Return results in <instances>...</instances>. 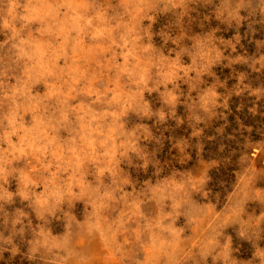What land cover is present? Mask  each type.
I'll use <instances>...</instances> for the list:
<instances>
[{
    "label": "rangeland",
    "instance_id": "1",
    "mask_svg": "<svg viewBox=\"0 0 264 264\" xmlns=\"http://www.w3.org/2000/svg\"><path fill=\"white\" fill-rule=\"evenodd\" d=\"M0 264H264V0H0Z\"/></svg>",
    "mask_w": 264,
    "mask_h": 264
}]
</instances>
